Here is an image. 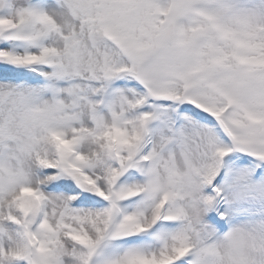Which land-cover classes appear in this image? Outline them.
I'll use <instances>...</instances> for the list:
<instances>
[{
	"label": "snow or ice",
	"instance_id": "1",
	"mask_svg": "<svg viewBox=\"0 0 264 264\" xmlns=\"http://www.w3.org/2000/svg\"><path fill=\"white\" fill-rule=\"evenodd\" d=\"M0 264H264V0H0Z\"/></svg>",
	"mask_w": 264,
	"mask_h": 264
}]
</instances>
